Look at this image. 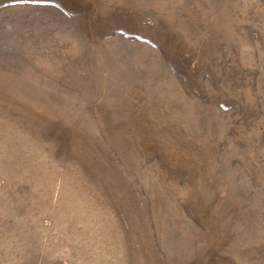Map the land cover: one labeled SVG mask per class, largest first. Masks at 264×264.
<instances>
[{"label":"rangeland","instance_id":"374dc122","mask_svg":"<svg viewBox=\"0 0 264 264\" xmlns=\"http://www.w3.org/2000/svg\"><path fill=\"white\" fill-rule=\"evenodd\" d=\"M0 264H264V0H0Z\"/></svg>","mask_w":264,"mask_h":264}]
</instances>
